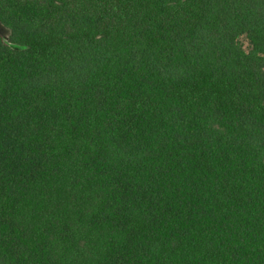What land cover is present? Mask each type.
Returning a JSON list of instances; mask_svg holds the SVG:
<instances>
[{"label": "trees", "instance_id": "16d2710c", "mask_svg": "<svg viewBox=\"0 0 264 264\" xmlns=\"http://www.w3.org/2000/svg\"><path fill=\"white\" fill-rule=\"evenodd\" d=\"M0 22V264H264V0Z\"/></svg>", "mask_w": 264, "mask_h": 264}, {"label": "rangeland", "instance_id": "374dc122", "mask_svg": "<svg viewBox=\"0 0 264 264\" xmlns=\"http://www.w3.org/2000/svg\"><path fill=\"white\" fill-rule=\"evenodd\" d=\"M0 34H1V36L5 42H7L8 44H10L11 46H13L15 48H20L19 45L9 42L10 31L1 22H0ZM242 43H243L244 48L247 50L249 48V44H248L247 39L243 37Z\"/></svg>", "mask_w": 264, "mask_h": 264}]
</instances>
